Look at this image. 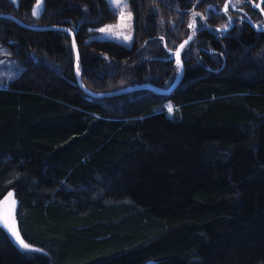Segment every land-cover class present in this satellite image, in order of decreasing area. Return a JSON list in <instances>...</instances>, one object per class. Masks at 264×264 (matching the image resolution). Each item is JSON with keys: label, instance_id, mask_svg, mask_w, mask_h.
Segmentation results:
<instances>
[{"label": "trees", "instance_id": "obj_1", "mask_svg": "<svg viewBox=\"0 0 264 264\" xmlns=\"http://www.w3.org/2000/svg\"><path fill=\"white\" fill-rule=\"evenodd\" d=\"M226 1L129 0L127 47L96 37L106 0H0L73 32L83 86L66 31L0 18L22 66L0 77V203L32 246L0 226V264H264V0Z\"/></svg>", "mask_w": 264, "mask_h": 264}, {"label": "rangeland", "instance_id": "obj_2", "mask_svg": "<svg viewBox=\"0 0 264 264\" xmlns=\"http://www.w3.org/2000/svg\"><path fill=\"white\" fill-rule=\"evenodd\" d=\"M106 1L116 11L118 17H117V20L113 23H108V24H104V25L97 27L96 28V37L111 39V40H114L117 42H121L124 45H126L127 47H131L133 40H134L135 20H134L133 11L131 10V8L129 6V0H127L128 6H127V8L124 9V13H125V17H127L128 13H131V15H132L131 28L130 29L128 27L121 26L122 24H126L127 20L125 19L123 22L121 21L120 9L115 8L109 2V0H106ZM41 3L39 5L38 11L41 8ZM238 4H239V1L230 0V2L228 3V6L236 8L238 6ZM35 7H37V4L35 5ZM196 16L201 17V14L198 13L197 11L192 12V14L190 16V23L191 24H193V23L195 24L194 20H195ZM232 22H233V19L230 18V23H232ZM110 27L112 28V31H110V32H101L100 31L101 29H106V28H110ZM129 31L131 32L132 38L130 40H125L124 36L128 35ZM195 31H196V28L192 27L191 34H194ZM9 51H11V50L7 45H0V77L4 76L6 78H12L13 79L19 74L22 66L20 64L16 63L15 58L8 56ZM11 200H12V198H10V200L7 203H3V202L0 203V226H2L4 228V230L7 232V234L11 238V240L19 248H21L23 250H30V249H32V246L27 242V240H25L23 238V236L21 235V233L19 231V226L17 224V214H16L17 203H16L15 210L13 213L12 206H11ZM13 216H14L15 222H16L15 227L19 231L21 239L24 241V243L29 245V247L27 249L22 248L20 246V244L15 240V238L10 234V232H8L7 228L4 226L5 223L7 222L8 226L11 227Z\"/></svg>", "mask_w": 264, "mask_h": 264}, {"label": "water", "instance_id": "obj_3", "mask_svg": "<svg viewBox=\"0 0 264 264\" xmlns=\"http://www.w3.org/2000/svg\"><path fill=\"white\" fill-rule=\"evenodd\" d=\"M263 0H258V3L256 5H254V7L256 9H261V3H262ZM230 2V0H227L225 2V5H224V11L225 10V6L227 5L228 6V3ZM0 18H6V19H9V20H13L15 22H17L19 25L21 26H26V27H31V28H36V29H46V30H53V29H57V30H63V31H66L70 37H71V40H72V47H73V44L75 45L73 47V52L75 54V73H76V79H77V82L79 83V85L83 88L82 84H81V80H80V75L78 73V52H77V46H76V43H75V40H74V34L71 30H69L67 27L65 26H62V25H52V26H48V27H34V26H28L26 24H24L21 20H19L18 18H16L15 16L13 15H10V14H5V13H0ZM249 22L251 23V25L256 29L258 30L259 28L256 27L250 20ZM231 26V24L229 25V27ZM195 28H196V25H195ZM228 29V28H227ZM263 28H260L259 30H261ZM193 36L194 34H190L188 38H186L182 43H180L177 47V49L174 51V56H173V59L175 60L176 62V56H175V52L180 48V45L181 44H184V46L190 41L193 39ZM190 38V39H189ZM185 41H187V43L185 44ZM181 53V52H180ZM181 59V58H180ZM177 63V62H176ZM181 65L182 67L179 68V72H178V75L175 79V81L172 83V85L167 88L166 90H163V89H158L160 92H163V93H168L170 92L180 81L181 77H182V74H183V71H184V66H183V63L181 61ZM143 87H150V88H153V89H156L152 86H147V85H137V86H131V87H126V88H123V89H120V90H117V91H113V92H109V93H91L92 96L94 97H102V96H111V95H117V94H122V93H127V92H130V91H133V90H136V89H139V88H143ZM7 203L8 200H7V196H5L3 198V200L1 201V203Z\"/></svg>", "mask_w": 264, "mask_h": 264}, {"label": "snow or ice", "instance_id": "obj_4", "mask_svg": "<svg viewBox=\"0 0 264 264\" xmlns=\"http://www.w3.org/2000/svg\"><path fill=\"white\" fill-rule=\"evenodd\" d=\"M109 2L115 7V8H119L120 9V19L121 21L123 22L125 19L127 20V23L126 24H122L121 26L123 27H128L129 29L131 28V20H132V15L131 13H128L127 17H125V13H124V9L127 8V0H109ZM41 3V0H37V7H35L32 11V15L33 16H37L39 15V11H38V8H39V5ZM227 5L225 6V10H227ZM189 27H195V24H190ZM101 32H110L112 31V28H106V29H101L100 30ZM218 31H220V29H218ZM132 38L131 36V32L129 31L128 35L124 36V39L125 40H130ZM190 39V38H189ZM187 43V41H185V44ZM75 45L73 44V47ZM184 48V44H181L180 45V48L175 52V56H176V62H177V66L178 68L182 67L181 65V59H180V52L181 50ZM173 111V108L171 105L168 106V112L169 113H172ZM9 197L12 198L11 200V206H12V210H13V213H14V210H15V206H16V201L14 199V194L13 193H9L8 194ZM15 218L13 216V219H12V225L11 227L8 226L7 222L5 223V227L7 228L8 232H10V234L15 238V240L20 244V246L22 248H25L27 249L29 247L28 244L24 243V241L21 239V236H20V233L19 231L16 229L15 227Z\"/></svg>", "mask_w": 264, "mask_h": 264}]
</instances>
